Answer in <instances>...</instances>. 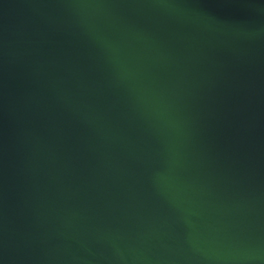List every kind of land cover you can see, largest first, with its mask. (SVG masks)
<instances>
[{
  "label": "water",
  "instance_id": "1",
  "mask_svg": "<svg viewBox=\"0 0 264 264\" xmlns=\"http://www.w3.org/2000/svg\"><path fill=\"white\" fill-rule=\"evenodd\" d=\"M0 264H264V0H0Z\"/></svg>",
  "mask_w": 264,
  "mask_h": 264
}]
</instances>
